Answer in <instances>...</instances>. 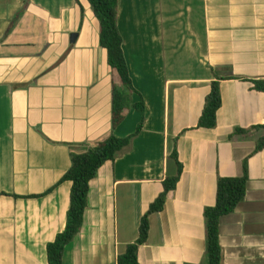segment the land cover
<instances>
[{
  "label": "crops",
  "instance_id": "crops-1",
  "mask_svg": "<svg viewBox=\"0 0 264 264\" xmlns=\"http://www.w3.org/2000/svg\"><path fill=\"white\" fill-rule=\"evenodd\" d=\"M117 26L137 92L112 128L120 78L89 1L0 0V264H48L46 245L66 224L72 182L59 180L72 144L132 134L140 98L142 129L89 181L63 264H116L175 172L174 146L182 172L149 215L139 263L207 264L204 208L218 177L240 176L246 159L245 196L219 219L222 264H264L263 131L251 128L264 122V92L220 79L216 125L196 127L216 75L264 78V0H117Z\"/></svg>",
  "mask_w": 264,
  "mask_h": 264
},
{
  "label": "trees",
  "instance_id": "trees-1",
  "mask_svg": "<svg viewBox=\"0 0 264 264\" xmlns=\"http://www.w3.org/2000/svg\"><path fill=\"white\" fill-rule=\"evenodd\" d=\"M88 1L100 24L99 44L106 49L107 62L111 68L116 70L120 78L119 85L112 84L111 121L112 128H115L124 118L123 109L130 105L131 93L137 91L130 77L123 51V38L117 26V0ZM223 78H241L242 80L250 81L253 89L264 92V78L235 77L232 75L221 77L216 75L211 81L210 91L205 97V103L196 127L212 128L216 125V112L221 105L219 80ZM132 106L142 114L132 134L125 137H117L111 132L94 144H72L78 150H71V165L59 180V182L63 180H70L72 182L66 224L64 229L57 233L55 238L46 245L48 264H63L65 246L73 240L81 228L83 214L87 207L89 181L96 176L99 167L105 161L114 160L117 154L130 144L133 137L140 133L144 123L145 107L143 99L140 98ZM251 128L263 131L256 141L254 152H257L264 147V122ZM247 131L248 129L241 127H237L234 130L235 133H246ZM170 157L175 164V172L167 174L163 179V190L140 218L137 239L126 245L125 251L117 256L116 264H140L137 252L139 246L147 239L149 215L163 208L168 192L175 188L182 172L183 165L178 159L176 146L173 147ZM247 180L248 169L246 159L243 161V169L240 176H220L217 179L215 203L214 205L206 206L203 211L206 226L207 264H220L219 219L221 216L233 212L239 202L243 200L246 193ZM51 190L52 188L47 190V192ZM39 195H30V197Z\"/></svg>",
  "mask_w": 264,
  "mask_h": 264
},
{
  "label": "water",
  "instance_id": "water-1",
  "mask_svg": "<svg viewBox=\"0 0 264 264\" xmlns=\"http://www.w3.org/2000/svg\"><path fill=\"white\" fill-rule=\"evenodd\" d=\"M75 36H76V33H72V35H71V41L74 40ZM220 264H222V251H221Z\"/></svg>",
  "mask_w": 264,
  "mask_h": 264
}]
</instances>
